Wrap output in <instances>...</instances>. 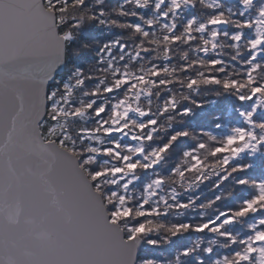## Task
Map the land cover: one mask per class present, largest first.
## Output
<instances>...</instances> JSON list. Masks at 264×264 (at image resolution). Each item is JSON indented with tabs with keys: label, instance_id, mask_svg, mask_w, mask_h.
<instances>
[{
	"label": "trees",
	"instance_id": "1",
	"mask_svg": "<svg viewBox=\"0 0 264 264\" xmlns=\"http://www.w3.org/2000/svg\"><path fill=\"white\" fill-rule=\"evenodd\" d=\"M84 1L88 3L90 0H44V4L56 12L63 36H66L68 26L62 24L61 13ZM114 1L120 12L131 15L130 25L142 36L165 38L167 41H175L178 35L187 41L197 36L202 42L198 52L202 58L217 53L222 45L220 38L228 39L236 53L245 48L250 57L246 62L249 68L247 76L253 87L246 92H238L236 100L226 105L224 114L221 109L216 114L220 119L217 126L206 127L205 131L222 140V146L216 153L221 156L222 169L245 167L252 173H259L253 175L256 195L250 197L251 201L244 200L245 211L255 214V202L264 200V163L258 167L260 154H257L264 147V82L257 80L261 64L264 65V0H198L212 11L210 17H202L187 0ZM222 16L233 20L232 27L221 22ZM101 22L103 27L92 29V35L100 41L98 53L101 60L109 62L113 60V52L123 49L116 43L115 32L104 26V17ZM85 37L88 39L90 36ZM66 42L65 70L49 88L47 115L40 124L42 134L46 140L56 141L79 158L94 187L103 197L106 193L108 201L114 202L113 212L108 208L112 220L120 224L127 238L134 237L133 233H127L128 228L124 224L131 215L130 203L135 201V196L140 194L136 206L150 215L163 213L162 206L168 198L161 189L164 172L160 164L168 147L154 142L158 118L149 115V109L144 105L147 96L142 86L147 80L141 71L137 80H131L130 75L121 72L113 85L94 83L90 96L85 91L87 79L82 72L90 57L86 54L72 57L71 45ZM217 60V63L224 61L223 58ZM101 89L103 94L99 95ZM215 104L216 101L212 106ZM201 148L200 145L198 149L186 151L195 160V167L200 163L198 153ZM96 168L105 171L94 172ZM141 168L147 170V177L139 181ZM91 172L92 177L89 175ZM104 200L107 205L105 197ZM234 221V215L225 212L209 217L195 227L197 230L189 235V239H196L195 248L200 246L202 254L199 259L210 255L212 264H228L226 253L216 254L211 249L216 238L211 244L205 240L200 242L199 233H204L208 226L218 227V230L224 226L232 229ZM186 224L191 226L188 220ZM249 227L247 235L241 238V249L234 254L239 255L245 264H264V217L257 216ZM177 243L169 248H160L157 254L168 249L167 252L174 254ZM158 257L154 253L150 255L145 247L138 263L159 262Z\"/></svg>",
	"mask_w": 264,
	"mask_h": 264
},
{
	"label": "rangeland",
	"instance_id": "2",
	"mask_svg": "<svg viewBox=\"0 0 264 264\" xmlns=\"http://www.w3.org/2000/svg\"><path fill=\"white\" fill-rule=\"evenodd\" d=\"M187 1L202 17L212 15V11L198 0ZM115 2H81L62 12L61 22L68 26L65 38L71 45L72 57L79 54L90 57L82 68L87 79L85 91L90 96L94 83L113 85L121 72L130 75L131 80H137L141 71L147 80L142 86L147 96L144 105L148 107L149 115L158 118L154 142L168 147L160 162L164 172L161 189L168 194L166 204L162 206L163 213L150 215L149 212H141L135 204L140 200V194H137L135 201L130 203L132 212L124 224L128 228L127 233L141 237L149 254L159 256V262L156 260L149 264H202L201 261L212 264L210 255L199 259L202 254L200 246L195 248L196 239H189V235L207 218L229 212L235 218L232 229L224 226L218 230V227L208 226L204 233H199V240L211 244L215 237L212 251L226 253L228 264H245L234 252L241 249V238L249 232V223L259 215L264 217V200L255 202V214L246 212L244 204L245 199L251 201L250 197L256 195L253 175L259 173H252L245 167L222 169L221 156L216 154L222 140L209 135L205 128L217 126L220 119L216 114L220 109L224 114L226 105L236 100L238 92L252 89L246 63L250 57L244 47L236 53L225 38H220L222 45L217 53L202 58L198 55L202 42L197 36L191 41L180 35L175 41L142 36L130 25L131 15L120 12ZM102 17L104 26L115 32L116 43L123 49L113 52V60L109 62L101 60L98 53L100 41L92 35V29L103 27ZM221 22L230 27L234 24L229 16H222ZM85 35L90 37L86 39ZM220 58L224 61L217 63ZM257 80L264 82L263 64ZM214 101L216 104L212 106ZM221 120L225 121V118L221 117ZM200 145V163L195 167V160L186 151L198 149ZM257 154H260L258 167H261L264 147ZM100 170L105 171L96 168L94 172ZM145 173L147 170L141 168L139 181L147 177ZM89 175L92 177V172ZM103 195L110 212H113L114 202L108 201L106 193ZM185 220L191 226H187ZM176 242L178 246L174 254L167 252L169 249L157 254L160 248H169Z\"/></svg>",
	"mask_w": 264,
	"mask_h": 264
},
{
	"label": "water",
	"instance_id": "3",
	"mask_svg": "<svg viewBox=\"0 0 264 264\" xmlns=\"http://www.w3.org/2000/svg\"><path fill=\"white\" fill-rule=\"evenodd\" d=\"M44 0H0V264H137L75 154L45 140L66 39Z\"/></svg>",
	"mask_w": 264,
	"mask_h": 264
}]
</instances>
